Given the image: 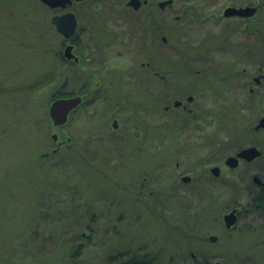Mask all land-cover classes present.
Masks as SVG:
<instances>
[{
	"label": "rangeland",
	"instance_id": "obj_1",
	"mask_svg": "<svg viewBox=\"0 0 264 264\" xmlns=\"http://www.w3.org/2000/svg\"><path fill=\"white\" fill-rule=\"evenodd\" d=\"M97 1V6H104L97 28L110 43L120 38V29L123 34L126 31L125 48L131 62L138 55L140 61L154 59L160 37H150L143 30L147 28L151 35L155 29L167 37L160 47L161 59L167 65L177 61L175 76L190 70H199L201 75L205 67L209 69L205 72L210 79L205 113L210 132L205 139L210 150L226 153L237 142L264 145V133L247 131L264 109V79L258 85L259 98H249L242 79L222 85L226 72L219 67L237 59L246 65L247 73L252 63L264 72V0H233L258 5L253 25L218 17L213 3L221 0H190L189 4L174 0L173 7L157 11L153 7L134 11L119 0ZM88 5H81L79 12L86 27L82 37L91 43L93 21L86 15ZM191 6L208 9L200 18L196 11H183ZM46 13L39 1L0 0V264H122L126 257L117 258L118 253L140 252L142 247L158 256V264H198L194 262L203 255L208 257L205 264H264V211L241 212L234 229L222 223L224 202L242 200L244 195L229 196L230 189L221 191L215 186L218 192L210 198L194 195L181 203L180 196H162L160 203L151 196L146 197L148 207L135 205L134 195L122 190L124 180L118 177L138 160L134 155L126 165L128 155L120 144L128 138L123 114H116L120 126L115 131L106 125L109 116L99 115L94 121L81 109L72 111L64 124H52L48 114L52 93L64 78L67 89H76L81 77L85 82L90 77L95 63L85 73L60 58L61 36ZM231 23L238 36L231 41L227 37L229 45L222 38L223 31L230 35ZM208 39L220 48L211 45L206 53L204 49L187 52ZM133 70L136 67L131 64L129 72ZM175 114L182 113L161 114L162 122L174 125L195 120ZM178 134L163 131L162 139L175 142L180 140ZM57 141L65 143L56 148ZM117 153L122 163L113 171L110 159ZM148 163L155 175V163ZM111 175L120 185L112 186ZM131 176L137 181L138 171ZM211 234L217 237L215 241L208 240Z\"/></svg>",
	"mask_w": 264,
	"mask_h": 264
},
{
	"label": "flooded vegetation",
	"instance_id": "obj_2",
	"mask_svg": "<svg viewBox=\"0 0 264 264\" xmlns=\"http://www.w3.org/2000/svg\"><path fill=\"white\" fill-rule=\"evenodd\" d=\"M33 1H39L46 8L50 25L61 36L60 58L71 62L78 71L85 73L90 71L88 70V66L91 63L93 65L95 63L90 77L86 78V82L81 77L76 89H67V80L65 78L60 83L58 89L62 93L60 97H80V100L69 111V114L74 110L81 109L87 115H90L94 121H98L99 115L101 117L104 115L109 116L107 117L106 125L108 129L114 131L120 126L116 114H123L124 120L122 122L127 127L129 139H123L120 144L122 151L128 155L126 165H130V161L132 162L134 155L138 157V160L131 163L133 165L127 166L119 172L118 177L124 180L123 184H121L123 189H121L130 194V196L134 195L135 205L142 204V206L148 207L146 197L150 198L151 196L158 198V202L160 203H162V196H180L181 203H188L194 195L198 197L209 196L210 198V195L216 191L218 192V190L225 191V189H230L229 196L240 194L244 195V198L242 200L230 198L228 202L221 203L223 204L221 206V210L223 211L222 223L223 214L232 209H236L238 212L237 221L241 212L245 210L257 211L259 213L264 211V198L262 199L264 195V165L261 164L264 162V145H260L257 141L237 142L232 145L233 149L231 151L225 153L220 150L218 152L216 148L210 150L209 143L205 139L208 132H210V125H206L208 124V117H206L208 112L205 113L207 111L205 108L209 107L207 100L210 91L209 74L205 75V72L209 73L207 67H205V71H202L204 74L201 75H198L199 70H190L189 74L175 76V72L177 73V69L175 68L177 61L172 65H167V62L161 59L160 47L162 42H166L167 37L160 34V31L156 33L155 29L152 33L153 35H151L147 28H143V30L150 37H160L158 47L153 49L154 59L140 61L138 55L131 62L128 51L125 48L128 39L126 36L128 35L127 32L125 31L123 34L124 30L120 29V38H114V41L110 43L104 40L103 30L100 31L97 28L98 16L101 15L99 10H102L104 7L102 5L101 7L97 6V0H61L62 7H52L42 0H29L32 3ZM101 1H103V4L108 2L107 0ZM119 1L122 5L134 11L142 8L151 9V7L161 10L165 7L171 8L174 4V0H170L163 6L160 5V2L163 0H140V4L137 7H133L128 4L129 0ZM87 3L89 4V12L86 15H89L93 21V28H90V31L93 32L91 43H89L90 39L85 38L84 40V37H82V35H85L86 27L83 24L82 13L79 12L81 5ZM187 3L189 4L190 0ZM213 4L216 5L213 7V10L218 14V17L222 19H241L245 25H253V16L259 10L256 3L237 4L233 0H221L218 4ZM246 6L254 7L255 11L247 15L238 13L229 16L224 15L227 8L233 7L238 9ZM194 7H183V11H196L194 13L202 18L204 9H208L206 6L197 9L196 7L194 9ZM155 11L157 10L155 9ZM65 13L74 14L76 19V26L72 34L67 38L63 37L51 22L52 16ZM213 16H216V14L213 13ZM175 18L178 19L179 15L176 14ZM206 20L203 19L204 22ZM156 24L154 20V25L156 26ZM230 25V35L223 31L225 34L223 33L224 37L222 38L229 45L231 43L227 37L231 41L235 40L236 36H238V31L235 27H232V23ZM213 41L214 44L209 39L206 42L203 41L197 47L187 49V52L202 53L204 49L206 53V50L212 47L211 45L220 48V46H215L216 42L215 40ZM67 46L70 47V58L65 57L63 54ZM184 62L186 63V61ZM131 64H133L134 68L136 67V70H133L132 74L129 72ZM249 66L251 71L247 73L245 72L246 65L237 59L229 62L227 65L221 63L219 67H222L224 72H226L222 85L227 86L229 83L237 82V79H239L238 81L242 79L245 81L249 98L256 99L259 98L258 85L264 79V72L261 71V67H257V63H252ZM109 67H112V69L110 70ZM137 72L138 74L136 75ZM253 73L255 74L252 75ZM249 82L253 83V86ZM223 90L221 91L223 92ZM171 111L183 114H175V116H188L195 120L194 122L190 120L189 122L186 121L185 123L174 125L162 122L161 114L169 115ZM263 113L264 109L261 116ZM145 115L148 116V120L145 119ZM259 118H257L252 126L248 127L247 131L264 133L263 128H254ZM163 131H179L178 137L180 140L171 143L167 139L163 140ZM238 132H240V129ZM192 134L196 135L197 139L196 137H192ZM63 143L65 141H57L56 148H59ZM250 146L256 147L260 151V154L252 158L238 155L242 149ZM56 148L52 149V151H55ZM179 151L182 153L181 155H171V153L178 154ZM230 156L235 157L232 164L227 162V158ZM149 161L155 163L154 169L157 170L155 175L151 172L153 167L150 166ZM119 162L121 165L122 161L118 153L115 157L111 156L110 164L113 171L114 166ZM186 163L188 164L186 165ZM192 164L195 166H192ZM136 170L138 171L137 181L133 180V176H131ZM110 180L113 187L120 185L115 184L117 181L112 175L108 181ZM193 185L195 188H192ZM163 204L166 206V203ZM236 223L233 227L226 229H234ZM144 248H140L143 251L135 252L138 254L147 253L148 251L144 250Z\"/></svg>",
	"mask_w": 264,
	"mask_h": 264
},
{
	"label": "water",
	"instance_id": "obj_3",
	"mask_svg": "<svg viewBox=\"0 0 264 264\" xmlns=\"http://www.w3.org/2000/svg\"><path fill=\"white\" fill-rule=\"evenodd\" d=\"M46 4L52 6V7H62L63 4L61 3V0H42ZM170 0H163L160 2V5L163 6L164 4L168 3ZM128 4L137 7L138 4H140V0H129ZM255 11L254 7H243V8H227L224 12V15H231L234 13H238L241 15H247ZM52 24L55 26V29L60 32L63 37H69L73 29L76 26V19L74 14L72 13H65L62 15H54L51 18ZM64 56L67 58L71 57L70 53V47L67 46L63 52ZM80 100V97L75 96V97H67V98H55L50 102L49 108H48V114L52 120V124L55 126L62 125L66 122L67 116L69 114V111L73 109L78 101ZM255 129L258 128H263L264 129V113L263 115L259 118L257 123L254 126ZM52 137L56 139L57 135L55 133L52 134ZM260 154V151L254 147L250 146L247 148L242 149L238 155L247 157V158H252L253 156H257ZM235 160V157L230 156L227 158V162L231 163ZM238 219V212L236 209H232L230 211H227L223 214V223L225 228H231L235 225L236 221ZM217 237L215 235H209L208 240L209 241H215ZM212 264H218L217 262L212 263Z\"/></svg>",
	"mask_w": 264,
	"mask_h": 264
},
{
	"label": "trees",
	"instance_id": "obj_4",
	"mask_svg": "<svg viewBox=\"0 0 264 264\" xmlns=\"http://www.w3.org/2000/svg\"><path fill=\"white\" fill-rule=\"evenodd\" d=\"M60 96H62V93L59 90H57L56 92L52 93L51 100L55 98H59ZM263 198H264V195L262 199ZM124 256L126 258L124 259L122 264H158V259H159L157 255L151 254L149 252L141 253V254H138L137 252H134V253L124 252V253H118L116 257L123 258ZM207 258L208 257L206 255H203L200 261L197 260L194 263L205 264V262L207 261Z\"/></svg>",
	"mask_w": 264,
	"mask_h": 264
}]
</instances>
